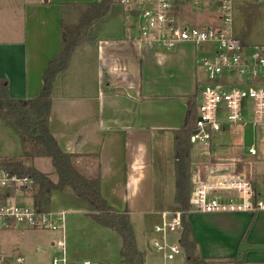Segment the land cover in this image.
Masks as SVG:
<instances>
[{
  "label": "crops",
  "instance_id": "0c3cea01",
  "mask_svg": "<svg viewBox=\"0 0 264 264\" xmlns=\"http://www.w3.org/2000/svg\"><path fill=\"white\" fill-rule=\"evenodd\" d=\"M99 1L0 0V79L7 81L11 98L34 99L40 95L43 74L62 48V24L74 10L82 12ZM133 23L116 0L107 15L88 28L87 37L74 51L68 69L55 78L49 129L64 152L77 155L76 166L88 165L90 178L100 176L102 196L109 205L120 212L127 211L130 219L131 210L138 208L146 209L141 214L147 220L153 216L162 219L163 212L178 209L175 133L184 126L187 104L192 98L197 113L199 93L207 82L197 62L198 49L202 56L206 53L203 48L187 43L195 47L196 93L185 94L182 85L174 83L164 87L154 65L167 50L127 41L134 31ZM170 54L167 59L179 57L171 50ZM198 69L203 72V83L197 77ZM178 99L181 102L174 110ZM232 126L253 131L249 126L234 124L225 126L221 132ZM259 130L264 137V127ZM257 131H253V141L242 145L216 141L217 133L208 150L191 144L190 201L199 178V164L208 156L207 152L212 164H246L249 179H255L253 160L257 157H250L248 149L254 143L257 146ZM257 149L259 155L258 146ZM163 151L169 153L160 155ZM23 153L20 136L0 120V161ZM38 164H43L42 158L34 160V167ZM210 170L213 173L209 171L202 179L213 180L219 171L215 167ZM252 185L257 197L264 199L258 182ZM56 195L68 196L74 203L81 201L66 193H53L52 198ZM189 214L193 237L198 243L197 254L199 250L208 253L202 255L208 264H264V212ZM178 235H170L168 240L174 236L180 242ZM156 237L154 233L145 239V250L136 239L145 256L147 250L150 253L154 250L150 242ZM215 251L220 260L210 255Z\"/></svg>",
  "mask_w": 264,
  "mask_h": 264
},
{
  "label": "built area",
  "instance_id": "2783aa9c",
  "mask_svg": "<svg viewBox=\"0 0 264 264\" xmlns=\"http://www.w3.org/2000/svg\"><path fill=\"white\" fill-rule=\"evenodd\" d=\"M124 12L135 25L127 41L171 50L181 43L203 48L206 55L197 60L204 70L207 82L199 93V102L191 144L207 150L213 136L225 126L240 124L254 132L264 127V45L242 42L234 33V0H119ZM190 13H209L211 20L205 24L190 21ZM199 164L198 182L193 188L190 212L259 213L264 212V199L258 198L248 168L244 163L212 164L210 153ZM252 158L258 156L254 143L248 149ZM219 169L213 180L202 175L210 168ZM231 169V170H228ZM228 170V171H227ZM225 172V173H224ZM34 181L26 176L7 172L0 167V231H11L17 226L58 232L53 247L60 256L52 264H75L70 261L67 248V211L50 210L39 213L24 193L31 190ZM33 202V200H32ZM27 203V202H26ZM34 204V202H33ZM156 224L150 246L167 260L183 253L179 241L168 240L182 228L181 213L166 211ZM16 263L25 259L17 257ZM81 264H91L83 261Z\"/></svg>",
  "mask_w": 264,
  "mask_h": 264
},
{
  "label": "trees",
  "instance_id": "16d2710c",
  "mask_svg": "<svg viewBox=\"0 0 264 264\" xmlns=\"http://www.w3.org/2000/svg\"><path fill=\"white\" fill-rule=\"evenodd\" d=\"M116 0H100L81 12L78 23L62 24V48L43 74V88L34 99H14L9 95L8 83L0 79V120L7 123L21 138L24 153L20 157L2 159L0 167L7 172L26 176L34 181L30 190L39 213L51 210L53 193L72 194L90 207V216L97 224L116 232L122 239L123 264H145V254L137 246L136 236L127 211L120 212L108 204L101 192L100 176L88 178L75 165L77 155L64 152L49 129L52 90L55 78L64 73L76 48L85 41L87 30L102 20ZM195 102L188 101L184 126L175 136L176 211L181 213L182 246L186 264H208L198 254V243L193 237L190 210V152L191 133L196 118ZM36 158L51 159L58 181L37 170ZM241 264V263H238Z\"/></svg>",
  "mask_w": 264,
  "mask_h": 264
},
{
  "label": "rangeland",
  "instance_id": "374dc122",
  "mask_svg": "<svg viewBox=\"0 0 264 264\" xmlns=\"http://www.w3.org/2000/svg\"><path fill=\"white\" fill-rule=\"evenodd\" d=\"M117 1L119 2V0ZM80 12L79 10H74L71 17L66 19L67 24L71 26L78 23ZM209 15V13H203L197 16L190 13L189 19L194 22L200 20L208 22L210 21L208 17H211ZM233 24L235 36L239 37L242 42L250 45H264V0H234ZM198 50L199 58L197 59H200L202 52L200 49ZM171 52L179 57L177 59H175L176 57L167 59V56L171 55L170 50H167L159 55L158 61L155 62L154 69L160 75V81L167 88L168 83H174L175 86L182 85L181 88L185 94L193 95L196 93L194 76L196 67L195 47L183 43V45H178L174 50L171 49ZM197 77L200 82L203 83L205 81L201 69L197 70ZM180 102L181 99H178L176 105L173 106L174 110L178 109ZM259 129H257V136L255 135L259 155L256 160H253L255 161L253 165L256 176L252 182L255 185V181H257L260 193L264 194V137ZM215 136L216 141L228 142L232 145L247 144L254 140L253 131H242L241 127L237 126H232L223 132L220 130ZM168 153V151H163L160 155L165 156ZM42 160V165L38 164L35 166L41 172L48 174L54 182H57L58 176L54 173L51 160L49 158H42ZM76 167L90 178L88 165L79 163ZM24 194L28 201H23V203L33 207L34 201L32 202L31 191L29 190ZM63 198L61 195L54 196L51 202V209L61 208L68 213L66 218V237L70 261L75 264H81L86 260L90 261L91 264H123L121 237L116 232L100 226L88 216L91 209L86 203L81 201L74 203L68 199L70 198L68 196H65L64 200ZM60 201L64 204L60 203ZM175 210L177 209H168V211ZM131 211V223L136 239L141 249L145 250V239L154 234V227L156 224L161 223V219L158 216H153L150 220H147L145 215L141 214V212L146 211L144 208ZM181 231L182 228L179 230L178 237L181 236ZM247 234L248 230L244 236ZM59 235L58 232L50 230L31 229L21 226H17L11 231H0V264H21L15 262L17 257L25 259L23 264H52L53 258L60 256V253L51 245V242L57 240ZM169 240L175 242L178 241V238L172 236ZM242 240L247 243L246 236ZM207 254L199 250L198 256L202 259ZM210 255H216L217 260H220L218 258L220 256L216 251L211 252ZM145 260L146 264H186L184 251L176 256L174 260H167L155 249L151 253L147 250ZM206 261L208 263L207 259Z\"/></svg>",
  "mask_w": 264,
  "mask_h": 264
}]
</instances>
